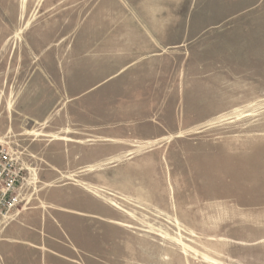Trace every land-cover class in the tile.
I'll list each match as a JSON object with an SVG mask.
<instances>
[{
	"label": "rangeland",
	"instance_id": "obj_1",
	"mask_svg": "<svg viewBox=\"0 0 264 264\" xmlns=\"http://www.w3.org/2000/svg\"><path fill=\"white\" fill-rule=\"evenodd\" d=\"M141 1L0 0V264H264V13Z\"/></svg>",
	"mask_w": 264,
	"mask_h": 264
},
{
	"label": "crops",
	"instance_id": "obj_2",
	"mask_svg": "<svg viewBox=\"0 0 264 264\" xmlns=\"http://www.w3.org/2000/svg\"><path fill=\"white\" fill-rule=\"evenodd\" d=\"M219 1L220 0H204L203 1L204 9L202 15L209 16L213 14L214 9H217L218 5L222 4L221 2L222 0L220 2ZM228 1H229L228 3L225 1L223 4L228 5V7H232L235 10H236L235 7L239 3V4H243L246 10L248 9L252 10L254 8L259 7V10L262 11V12L260 11L259 14L264 13V0H228ZM175 2H176L175 9H178V0H175ZM181 4L182 2L180 0V5ZM173 8H174V0H144L141 1L136 8L132 9V12L134 14H137L139 17L143 16V18L146 19L144 21L145 23L147 20L152 21L151 26L147 27L149 29L146 30L152 29L153 25L155 24L156 30L161 29L163 31V29L165 28L162 27V20H161V24H159L158 22H156V16H167V14L171 15ZM252 16H253V12L247 11L245 15L246 21L248 18V21L252 22ZM139 25H141V23L138 24L130 23L126 25L127 27H125V29L128 31H138L140 30L138 28ZM127 48L129 47L127 46ZM44 218H56V212L51 213V215H48Z\"/></svg>",
	"mask_w": 264,
	"mask_h": 264
}]
</instances>
